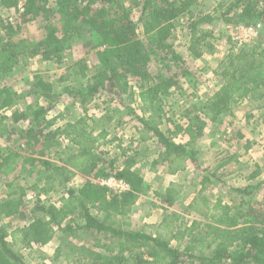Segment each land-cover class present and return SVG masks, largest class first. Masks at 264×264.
I'll use <instances>...</instances> for the list:
<instances>
[{
  "label": "trees",
  "instance_id": "1",
  "mask_svg": "<svg viewBox=\"0 0 264 264\" xmlns=\"http://www.w3.org/2000/svg\"><path fill=\"white\" fill-rule=\"evenodd\" d=\"M202 1L131 0L128 6L125 0H0V139L15 131V123L28 121L18 138L25 141L29 150L41 149L42 155L52 154L51 159L31 158V163L40 162V168L50 172L46 179L52 185L58 182L66 194L61 205L39 201L29 224L14 229L11 223L4 222L24 215L25 193L14 191L0 200V264H27L14 245L45 246L58 231L107 235L115 244L108 249V259L102 254L97 256L101 264H264V205L256 206L252 199L239 206L222 199L212 202L204 193L209 178H203L199 193L186 205L176 185L171 183L160 196L168 212L159 226L163 232L152 236L134 230L130 221L133 208L151 193V187L137 169V155H125L123 167L118 166V159L108 162L100 153L109 137L108 130L89 129L86 117L77 123L56 126V119L49 120L48 116L56 109L62 94L55 92L52 83L37 79L23 94L3 86L23 56L62 63L69 42L80 26L86 25L100 39L98 65L91 77L85 73L86 67H81V77L87 79L83 87L65 89L74 98V106L86 115L88 106L98 97L122 102L132 92L131 83L137 82L143 113L138 117L141 138L155 140L158 159L170 175L185 171L189 163L198 166L195 146L209 123H217L234 106L246 101L260 103L264 110V46L256 44L228 56V63H223L219 73L222 82L219 89L201 107L194 105L185 110L182 115L187 121L185 125L168 117L165 97L179 89L180 78L188 74L186 60L171 44L179 20L187 19L191 35L189 52L195 58L203 56L211 37L201 29L202 25L215 20L245 28L264 23V0H217V17L194 11ZM136 8L141 9L137 17ZM4 9L18 12L20 21L4 17ZM30 22H39L43 38L34 43L18 40L23 25ZM26 96L44 98L47 105L30 104L25 110L18 109ZM111 120L103 117L105 125ZM166 123H172L173 128L163 130ZM178 136L189 140L177 143ZM53 154L64 156L60 165L53 162ZM23 156L17 150L0 154V174H13ZM157 165L156 159L153 166ZM260 175L261 172H255L249 180ZM76 177L83 179L80 188L70 186ZM112 177L127 183L130 189L114 193L98 183ZM263 185L235 191L242 197H252ZM49 190L43 188L42 192L48 195ZM176 204L185 213L203 209L205 221L195 219L187 225L182 213L169 211ZM189 231L191 238L184 250L171 246V240L183 241Z\"/></svg>",
  "mask_w": 264,
  "mask_h": 264
},
{
  "label": "rangeland",
  "instance_id": "2",
  "mask_svg": "<svg viewBox=\"0 0 264 264\" xmlns=\"http://www.w3.org/2000/svg\"><path fill=\"white\" fill-rule=\"evenodd\" d=\"M129 6L131 0H125ZM52 4V3H51ZM23 6V3L20 7ZM218 6L217 0H204L196 8L195 12L218 16L215 11ZM22 8H19V11ZM141 9H134L137 17ZM4 17H10L14 22H19V13L15 10H2ZM78 34L69 42V49L62 63L46 62L41 58H21L16 71L8 76L3 86L19 94L30 89L37 79H44L55 87L57 94H62L60 102L55 110L49 113L48 119H56L57 125L63 127L66 123H77L86 117L89 129L100 132L107 129L109 137L106 144L100 149L107 161L118 159V166L123 167L126 156L137 155L139 162L137 169L144 177L146 184L151 187V193L142 197L134 206L130 221L134 230H143L150 235L163 232L159 226L168 212L164 209L165 204L160 197L166 188L174 183L177 190L185 199V204H190L202 188L200 182L203 178H209L210 182L205 185V195L212 202L222 199L224 203L239 206L242 202L248 203L250 199L256 206L264 205V185L256 196L242 197L235 189L249 185L264 183V110L262 104L248 102L236 110L225 114L213 124L209 123L205 134L195 146L197 151L198 166L189 163L185 171L176 175H170L166 165L160 163L156 153L155 140L141 138L142 125L138 117L143 116L142 103L139 101V89L137 82H132V92L123 97V101H112L107 96L98 97L87 108L84 115L78 106H74V98L65 93L66 88L83 87L87 79H83L82 66L85 73L91 77L98 65L97 51L100 39L86 25H81ZM206 33L211 34L204 47L201 58L193 57L189 52L190 30L187 19L177 22L171 38L174 50L186 60L187 76L180 78L181 87L175 90L171 96L165 97L166 109L173 122L186 124L182 115L186 109L197 105L201 107L219 89L221 78L219 73L223 63L233 52L244 47L251 48L253 45L264 46V23L254 26L251 32L246 28L234 27L215 20L211 24L202 25ZM44 31L40 29L39 22L24 24L19 32L18 40L36 42L42 39ZM157 70L156 67L154 68ZM46 106L44 98L24 97L17 107L25 110L28 105ZM244 104V103H243ZM238 106V105H237ZM237 106H234L235 109ZM233 107V108H234ZM9 115L11 113L9 112ZM103 117L111 118V122L105 125ZM28 121L15 123V131L8 138L0 139V154L17 150L22 155L16 171L5 176L0 174V200L7 198L11 193L23 190V213L21 217L6 220L14 227H25L32 217H35L34 208L39 201L49 204L61 205L66 197L65 191L58 182L53 185L46 179L50 172L40 168V162L31 163L30 159H51L48 152L41 154V149H28L25 141L18 138L20 130L27 127ZM173 128L172 123L162 125V129ZM147 139V138H146ZM187 137L178 136L177 143H187ZM65 146V145H64ZM64 146L62 148H64ZM74 147L73 145H71ZM249 147V149H248ZM62 149L58 150L61 152ZM59 154V152H58ZM106 154V155H105ZM54 155V154H53ZM61 155H54L53 162L60 165ZM159 165L153 166L155 160ZM39 160V161H41ZM230 161V162H229ZM224 165V166H223ZM261 175L252 181L249 177L255 173ZM83 179L76 177L70 186L80 188ZM53 186V188H52ZM49 190L48 195L42 192ZM114 193L115 189L110 188ZM179 204L169 208V211L182 213L183 222L190 225L195 219L205 221L204 210L185 213ZM94 215L96 211H92ZM9 229L10 233L13 230ZM191 238V232L186 234L183 241L171 240V246L184 250ZM10 241H13L10 239ZM114 241L107 235L76 231L71 233L57 232L50 243L45 246L32 245L27 247L23 244L14 245V248L22 255L27 264H101L97 256L102 254L105 259L109 257V250L114 246Z\"/></svg>",
  "mask_w": 264,
  "mask_h": 264
},
{
  "label": "built area",
  "instance_id": "3",
  "mask_svg": "<svg viewBox=\"0 0 264 264\" xmlns=\"http://www.w3.org/2000/svg\"><path fill=\"white\" fill-rule=\"evenodd\" d=\"M253 28L254 26L246 28V32H251ZM139 101L141 102L140 98ZM98 183H100L103 186H107L109 189L110 188L115 189L117 193L126 192L130 189V186L127 183L117 180L116 178L113 177L106 180H98Z\"/></svg>",
  "mask_w": 264,
  "mask_h": 264
},
{
  "label": "crops",
  "instance_id": "4",
  "mask_svg": "<svg viewBox=\"0 0 264 264\" xmlns=\"http://www.w3.org/2000/svg\"><path fill=\"white\" fill-rule=\"evenodd\" d=\"M246 103H248V101L244 102V104H240V105H238L236 109H235V107L232 108V112H233V114H236V113H234V112H236L237 109H238V111H240L241 108H243L244 105H245ZM223 116H224V115H223ZM223 116H222V117H223ZM222 117H221V118H222Z\"/></svg>",
  "mask_w": 264,
  "mask_h": 264
}]
</instances>
